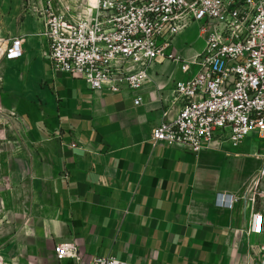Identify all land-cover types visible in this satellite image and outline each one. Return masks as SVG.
Here are the masks:
<instances>
[{
	"label": "crops",
	"instance_id": "1",
	"mask_svg": "<svg viewBox=\"0 0 264 264\" xmlns=\"http://www.w3.org/2000/svg\"><path fill=\"white\" fill-rule=\"evenodd\" d=\"M44 2L0 0V112L21 118L48 159L31 197L0 198V264H89L109 255L127 264H256L264 199L255 203L253 187L236 180L229 160L237 155L222 150L229 142L193 153L151 141L152 129L180 109L171 90L188 77L180 63H151L138 91L90 89L52 71L35 13ZM14 39L22 53L10 60ZM185 41L180 34L173 49L186 60L202 45ZM227 195L232 207L217 205ZM255 212L260 234L248 232ZM60 243L73 244L78 259L58 260Z\"/></svg>",
	"mask_w": 264,
	"mask_h": 264
},
{
	"label": "built area",
	"instance_id": "2",
	"mask_svg": "<svg viewBox=\"0 0 264 264\" xmlns=\"http://www.w3.org/2000/svg\"><path fill=\"white\" fill-rule=\"evenodd\" d=\"M35 13L52 71L79 77L90 89L138 91L151 63H180L188 77L171 89L180 109L152 129V143L199 153L216 140L236 147L248 135L264 139V0H45ZM189 29L202 47L185 60L173 46ZM21 43L11 41L7 59L21 56ZM217 200L231 208L236 198ZM262 231L263 217L255 212L248 232ZM54 252L58 260L78 259L71 243L57 244ZM89 264L127 263L109 255ZM256 264H264V246Z\"/></svg>",
	"mask_w": 264,
	"mask_h": 264
},
{
	"label": "rangeland",
	"instance_id": "3",
	"mask_svg": "<svg viewBox=\"0 0 264 264\" xmlns=\"http://www.w3.org/2000/svg\"><path fill=\"white\" fill-rule=\"evenodd\" d=\"M181 37L185 42L200 43L195 29L187 30ZM188 51L186 47L179 55L186 57ZM238 146L220 150L237 155L229 160L230 166L235 167L236 180L245 179L244 186L253 187L254 202L259 204L264 199V139L248 135L246 143ZM47 161L45 152L33 141L24 121L0 112V198L8 201L31 197L33 182L47 170Z\"/></svg>",
	"mask_w": 264,
	"mask_h": 264
}]
</instances>
